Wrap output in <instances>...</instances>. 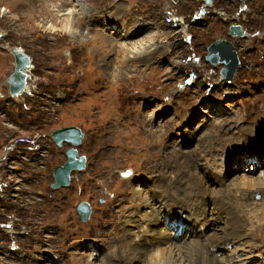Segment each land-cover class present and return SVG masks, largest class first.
I'll use <instances>...</instances> for the list:
<instances>
[{
  "label": "rangeland",
  "instance_id": "obj_1",
  "mask_svg": "<svg viewBox=\"0 0 264 264\" xmlns=\"http://www.w3.org/2000/svg\"><path fill=\"white\" fill-rule=\"evenodd\" d=\"M60 1L35 4L39 13L45 4L47 13L33 17L28 15L30 6L23 8L24 0H0V264H84L89 243L90 249L98 247L97 263L103 262L99 257L112 246L118 210L130 200L128 191L133 185L127 178L149 174L161 182L163 173L175 177L180 172L177 166H166L164 149L158 143L149 146L142 129L155 130L159 141L163 138V143H174L182 150L194 149L196 144L205 152L213 130L220 133L215 136L217 148L226 147L221 135L227 130L240 128L248 135L257 130L249 142L256 151L237 145L243 152L241 159L234 163L230 162L234 154L226 157L222 175L226 179L239 173L257 176L264 168V139L260 138L264 135V0H210L208 4L205 0H82L90 6L91 17L88 21L79 18L78 37L63 31L64 22L54 18L53 7ZM64 11H74L72 17L79 14L73 4ZM113 16H120L111 19L118 31L133 28L136 20L146 22L148 29L136 26L132 34L135 38L139 28V33L146 31L139 34V40L136 37L143 46L147 44L143 49L146 62L140 57L122 65L121 57L110 52L108 60L114 62L107 69L101 61L106 56L104 47L96 56L90 50L94 46L86 45V39H94L93 30H99L100 38L95 34L99 43L102 32H115L105 21ZM233 25H239L244 35L232 36ZM220 39L232 43L238 55L239 66L231 81L222 76L224 64L207 60L209 46ZM15 48L28 55L31 64L26 70V91L12 96L8 81L15 70L11 53ZM179 84L181 90H177ZM156 105L165 110L149 122ZM70 126L85 133L78 148L87 158L86 167L72 173L70 185L53 189L54 172L67 161L72 144L58 145L52 132ZM183 133L204 140L187 143L180 136ZM246 154L258 155L255 159L260 162L251 168L244 163ZM219 159L218 165L223 163ZM128 169L132 172L124 177ZM160 189L165 200H170L171 192L179 195L175 188ZM245 198L256 201L255 209L264 207L262 192H251ZM82 201L92 207L86 221L77 211ZM185 213L176 211L179 218H185ZM173 222L180 234L185 224ZM190 225L192 233L182 234L177 243L200 239L199 226ZM253 237L252 264H264V220ZM222 249L223 255L217 254L226 257L222 264H235L233 245Z\"/></svg>",
  "mask_w": 264,
  "mask_h": 264
},
{
  "label": "bare ground",
  "instance_id": "obj_2",
  "mask_svg": "<svg viewBox=\"0 0 264 264\" xmlns=\"http://www.w3.org/2000/svg\"><path fill=\"white\" fill-rule=\"evenodd\" d=\"M41 2L42 0H24L23 8L24 6H30L29 9H27L30 12V14H28L29 16L34 17L36 16V14L44 16L47 13L45 4H42V7H39V9H41L42 11L40 13L38 12V6H35V4ZM72 4L76 6L79 12V14L75 17H72V13L74 11H72L71 13H65L64 11L65 6H69ZM83 5L84 4L82 3V0H62L60 1V3L56 4L53 7L54 18L57 22H64L62 26L64 27L63 31L67 30L69 34H72V36L78 33L76 29L78 28L77 24L79 18L84 17L88 21L89 17H91L89 8L90 6L88 7L86 5ZM120 5L122 6V4ZM121 6L120 8H122ZM126 7L128 9L130 8L128 6ZM118 9L119 8L117 6V10ZM44 11L45 13H43ZM87 13L89 16L87 15ZM118 14L120 13L118 12ZM116 18L118 19L120 18V16H113L110 17V19L105 20L109 23H107L106 25L111 26L115 31L112 33L115 34H105L102 32V34H100L102 36L99 43L95 39V34H99V30H93V32H95L93 35L94 39H86V45L94 46L93 48H90V50L92 49L93 51H95L96 56L101 55L100 50L104 47L102 52H105L106 56H104L103 54L104 58L101 59V61L103 65L107 67V69H109V66L114 62L112 59L108 60V55L110 52H114L116 55L121 57V60L119 62L122 65L127 64L130 60L140 59V57L143 58L146 62L148 59L145 58L146 53L145 50L143 51V49L147 44L143 46L142 44H140V41H136V37L137 40H139L138 37L140 36V33L141 35L146 33V31L139 33L140 28H149L148 25L145 24L146 22L143 23L144 21H140V23H136V20V22L133 24L135 25L133 28L128 27L129 29L127 28L126 30L124 28V31L122 30V32L120 30L118 31V29L116 28V22H113L111 20ZM112 23L114 25H112ZM83 24H81V26ZM114 26L116 27L113 28ZM136 26H139L140 28L137 30L138 36L134 38L132 34L134 31H136ZM130 28L132 29L130 30ZM92 29H94V26ZM78 34L76 35V37H78ZM107 34L110 37H105L107 36ZM113 35H116L118 37H114ZM118 56H116L117 60H119ZM140 67L142 66L140 65ZM181 88L182 86H180L179 84L177 86V90H181ZM161 101L163 102L164 100ZM137 102L139 101L137 100ZM163 109L164 108H161V106L159 107L156 105V108L154 109L152 114H148V121L150 122L152 116L154 118L155 114L164 112L165 109ZM192 115L193 113L191 114V116ZM231 121L235 120L231 119ZM142 130V133L144 134L143 138L146 139V141L148 140L149 146H156L158 143V147L164 149L165 157L167 156L166 166L170 165L172 166V168H175L177 166L178 170H180L179 175L172 177L171 174L168 175L166 173H163L162 179L164 180L161 182L157 180L158 178L155 180L154 176L149 174H145L140 178H136L134 176L127 178L128 181L131 180V185H133V188L131 191H128V193L131 195L128 206L126 207V205H122L118 210L115 220L113 219V236L111 237L113 242L112 246L107 247L108 253L104 251L102 257H99L100 261L103 260V262L101 263H97L96 257L94 255L96 254V252H99L97 251L98 247L95 248L93 246L91 249L87 247L85 251L86 263L84 264H135L136 262L138 264H222L226 257H217V254L222 253L223 255L224 250L222 248H228L229 245H233L231 256L232 259L236 261L235 264H252L254 261L253 249L254 247H256V243H254L253 241L254 231L258 229L260 220H264V207L260 210L255 209V206H257L256 201L251 199L249 200V202H246L245 196H248L251 192H262L264 196V168L260 169V174L257 176L239 173L234 175V177L230 179H226V176L222 175V172L225 168L224 162L226 160V157L231 158L234 154L233 159H231L230 162L237 163L238 161H240L242 156L241 154L243 152L242 150L237 148V145H241L242 148H245V150L247 151L255 150L253 145H251L249 142L255 138L257 130L250 133L249 135L246 130L240 128L235 130V132L232 131L230 133H227L229 131H225L221 135V140H223V142L226 144V147L224 148L214 147V144L217 141L215 136L219 137L220 133L216 130H213L211 131L213 132V135H211L212 139L210 145L207 147V152L203 151L196 144L193 146L195 147L194 149L190 148L189 150H182L176 145L178 147L177 148L174 143H163V138L159 141L160 136L156 135L155 130ZM185 135L186 134L183 133L180 136L187 138L186 142L190 141L187 143H191L192 140H195L196 143H202L204 140V137L196 138V134L195 136L192 135L190 137ZM260 138L264 139V135H261ZM170 146L174 147L171 150H168ZM235 153H238L239 155ZM121 155L123 156V154ZM256 156V154H252L246 156V158L255 160ZM218 158H220L222 160L221 162H223L221 164L219 161V163L221 164V169H219L220 164L218 165L217 162ZM226 165L227 163L225 164V166ZM127 171L129 173L132 172L130 169H128ZM123 174H125V172H123ZM159 174L162 175V173L160 172ZM165 174L167 175V177L165 176ZM123 176L125 177V175ZM121 183L122 181L120 182V184ZM160 188L167 189L168 191L169 189L172 190L175 188V190L179 192V195H174V193L171 192L173 196L167 197L170 198L171 201L169 199L165 200L162 198V191H159ZM165 195L166 192L164 196ZM238 195H241V197L234 200L233 196L236 197ZM124 200L125 199L121 200L122 203ZM233 203L236 204V208L232 207ZM176 211L177 213L181 212V214L185 213L186 211H189V213L187 215L185 213V218H179V216L176 215ZM258 211L262 213L261 219H259L260 217H258ZM174 220H176L177 222L181 221L182 224H185V227L180 234L177 231L178 226L172 225V222ZM186 221H191L190 224H196L197 226H199L197 228V231H200V236H198L200 239H190V241L184 240V243H177L176 239L179 238L182 234H185L187 236L192 233L193 227ZM179 223L178 225H180ZM166 227H171V229H167ZM204 228H206V231L204 230ZM220 238H222L220 243L214 242L216 239ZM98 241L99 240L97 239L96 243H98ZM104 247L106 248V246ZM36 259H38V257ZM62 262L65 261L62 260Z\"/></svg>",
  "mask_w": 264,
  "mask_h": 264
},
{
  "label": "water",
  "instance_id": "obj_3",
  "mask_svg": "<svg viewBox=\"0 0 264 264\" xmlns=\"http://www.w3.org/2000/svg\"><path fill=\"white\" fill-rule=\"evenodd\" d=\"M207 3H210V0H207ZM202 13H204V9L202 10ZM230 29L232 36L244 35V31L239 25H233ZM208 51L209 54L207 60L213 64H224L225 67L221 71L222 76L225 80L231 81L239 66L238 55L234 45L227 40L220 39L212 43L209 46ZM11 53L15 61V71L9 77V91L12 96H16L25 90L26 70L30 64V58L23 51L17 48L12 49ZM80 137V131L71 126L55 129L52 132V138L58 145H61L64 141L77 145L80 142ZM67 154L69 156L68 160L64 162L63 165L58 166L54 172L55 182L52 184L53 189L61 186H68L70 184L72 171L76 168L81 169L83 167V158H76L77 152L75 149H69ZM78 211L82 220L86 221L90 215V209L85 208V204L81 203L78 206Z\"/></svg>",
  "mask_w": 264,
  "mask_h": 264
},
{
  "label": "flooded vegetation",
  "instance_id": "obj_4",
  "mask_svg": "<svg viewBox=\"0 0 264 264\" xmlns=\"http://www.w3.org/2000/svg\"><path fill=\"white\" fill-rule=\"evenodd\" d=\"M205 2H206V4H208V3H207V0H205ZM204 14H205V12H204ZM81 131H82V130H81ZM82 133H83V136H84V135H85V133H84L83 131H82Z\"/></svg>",
  "mask_w": 264,
  "mask_h": 264
}]
</instances>
